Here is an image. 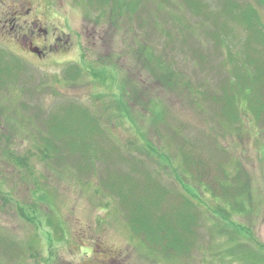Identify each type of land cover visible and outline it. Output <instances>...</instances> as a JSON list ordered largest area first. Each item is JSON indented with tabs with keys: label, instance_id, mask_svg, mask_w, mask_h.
I'll use <instances>...</instances> for the list:
<instances>
[{
	"label": "rangeland",
	"instance_id": "obj_1",
	"mask_svg": "<svg viewBox=\"0 0 264 264\" xmlns=\"http://www.w3.org/2000/svg\"><path fill=\"white\" fill-rule=\"evenodd\" d=\"M30 7L60 12L51 21L72 32L71 49L25 60L0 43V121L9 128L0 143L12 144L32 167L17 176L0 166V264H108L113 257L114 264H264V0H0V9ZM246 7L255 13L252 23ZM97 61L113 63L121 90L130 87V101L119 97L116 107L126 102L125 113L108 104L110 87L101 85L113 68L91 71L94 77L71 71ZM247 87L251 94L242 98ZM225 97L236 104L231 118ZM78 106L95 117L96 131L71 120ZM42 117L109 148L115 162L101 164L110 171L100 163L94 173L71 168L80 177L72 179L47 169L33 145L34 130L47 131ZM185 152L210 166L219 162L229 183L242 172L241 210L224 203L218 187L213 195L201 186ZM119 153L141 162L130 168ZM208 170L204 183L216 173ZM34 176L51 190V216L37 202ZM127 176L139 184L131 195L143 194L142 205L157 206L156 214L188 196L192 219L178 251L144 243L128 224L127 207L101 180L121 185Z\"/></svg>",
	"mask_w": 264,
	"mask_h": 264
},
{
	"label": "trees",
	"instance_id": "obj_2",
	"mask_svg": "<svg viewBox=\"0 0 264 264\" xmlns=\"http://www.w3.org/2000/svg\"><path fill=\"white\" fill-rule=\"evenodd\" d=\"M248 9V13H243L246 20L252 23V19L255 18V13H252L249 10H253L250 7H246ZM256 27V25H254ZM259 31V30H258ZM261 31V30H260ZM261 34L264 36V29H262ZM145 48H140V51H144ZM146 52V50H145ZM147 61H151L150 59H147ZM152 62V61H151ZM150 62V63H151ZM88 69H83V67L79 63H75L74 67H72L71 71L75 75H88L92 76L91 71H99V69H102V72H111L113 70V76L111 81H106L102 79V84L105 87H110V93L108 95L109 98V105L112 107H115V111L122 114L125 113L123 110V106L126 105V102L123 106L120 105L119 108H116L117 105H119L120 100L119 97L123 100L127 99L130 101V87H124V90H121V84L117 81V77H115L116 68L113 63L104 64L102 62H95V63H88ZM98 66V67H97ZM110 68H113L112 70ZM110 76V75H109ZM108 76V80L110 79ZM94 77V76H92ZM102 78V75H101ZM169 77H166V80H168ZM118 82V83H117ZM240 85V82H239ZM249 85V84H248ZM113 89L117 90L114 91ZM139 89V88H138ZM137 89V90H138ZM230 89L232 87L230 86ZM233 90V89H232ZM195 91V90H194ZM123 92V93H122ZM193 92V90H192ZM251 94L250 87L242 88L241 93L239 95H242V98L249 97ZM103 93H97L96 97H102ZM234 96V95H233ZM140 98H144V96H141ZM225 105V111H230V118L233 113H236V104L233 103V101H229L227 97ZM118 100L117 103L115 101ZM116 105V106H115ZM0 106L2 108V104L0 103ZM122 107V108H121ZM79 109V112H74L76 114V117L71 116V120L73 118L79 117L81 124L85 129H88L90 131H96V128H92L90 124L97 123L95 120V117L88 113V111H85V108L83 107H76ZM238 108V107H237ZM83 109V110H81ZM162 111H165V109H162ZM260 111L257 110L255 112V116L257 118L259 117ZM16 115V113L14 112ZM168 114V112H166ZM43 118V117H42ZM78 119V118H77ZM45 123H47V131L44 134L43 131H40V129L34 130V134L36 140L34 139L33 145L36 147V154H38V161L42 162L46 165L47 169H51L54 171L64 172L68 177L70 176L72 179L78 178L79 175H74L71 168L76 170L77 172H83L84 169H87V171L93 172L95 170V167L93 164L97 163H107L109 160L106 161V159H112L113 163L115 162V159L112 158L111 150L108 148H104L103 144H97V146L93 147L91 143L87 142L85 139V135L81 134L78 129V127H66V126H60L58 123L48 125L49 119H42ZM79 121V120H78ZM50 123V122H49ZM29 125V123H28ZM13 126V125H12ZM9 124V127L11 129L12 127ZM6 129H9L7 126L3 127V131ZM50 129V130H49ZM99 133H102L99 129ZM102 134L104 136H102ZM99 137V139L103 138V141L107 140V136L104 132ZM51 135V136H50ZM5 137H8L7 134L4 135ZM1 137V136H0ZM76 137V138H75ZM81 137V138H80ZM106 139V140H105ZM12 144H9V142L3 144L0 143L1 149H0V166L2 167V164L4 162L5 165H8L9 168L13 170V175L16 174L18 176L19 173L23 172L25 169L31 170L30 165L25 166L26 158L24 156H16L17 154L16 150L10 149V146ZM97 149V152H96ZM186 157V161L188 164L187 169H191L190 165H195V173L197 181L203 186L204 189H207L212 192L213 195H217L213 193V190L215 187H218L220 190V197L224 199V203L232 204V208L239 203V210L242 209V201L237 200L239 196V200H241V197L243 196L244 192L247 190V186L245 182H242V172H239V181H238V175H234L235 180L233 183H229L227 178L225 177L226 173L224 172V169L222 165L219 162H214L212 166H210L209 160L202 159L200 157L189 155L188 153H184ZM126 154H118V159L122 160L123 162H127L129 164L130 168H136L135 163L141 162V158H133L130 160L128 158V155ZM5 157V158H4ZM195 158V159H194ZM131 162H134L132 165ZM112 164V163H111ZM140 164V163H139ZM212 167V168H211ZM64 168L68 169V173L65 171H61ZM58 169V170H57ZM212 169V172H216L212 176V180L209 182H203L202 178H205L204 172L208 173L209 170ZM105 171L104 174L108 173L110 171V168L107 166L101 164L100 165V171ZM146 169H141L140 173H146ZM223 173L225 174H222ZM226 171V169H225ZM119 173L118 171H115ZM227 172V171H226ZM30 173V171H29ZM176 174V172H174ZM32 174V173H31ZM174 174V175H175ZM177 175L175 176V178ZM34 186L36 187V193L40 192L41 194L38 195V201H42V203L45 204L46 208L49 210V215L51 216V212L54 210V207L52 206V201L50 199L49 192L51 191L46 185L43 187H39L38 185V179L34 176ZM102 182L105 184V182L108 183L110 186L109 188L112 189L113 193L117 196V198L120 199L121 204L125 205L127 207V221L128 224H130V227L133 229V231L138 232L139 235H142L141 238L144 243L150 246V248H161L165 251V253H168L171 250H179L182 243V234L185 231L186 234L189 233V228L187 227L189 221L192 219V212H191V203L188 200V196H183V199L179 203L180 205H176L177 207H173V210L170 212L164 211L163 214H156L155 208L157 206H143L140 199L143 198V194L140 195V197L134 195H131L132 192H135L136 190H139V184L132 180L130 177H125L124 179H121V185L117 184L111 180L108 179H101ZM231 180V178H230ZM228 182V183H226ZM180 184L182 186V182L180 181ZM213 186H210V185ZM216 185V186H215ZM160 190H166L163 188V186L158 185ZM50 190V191H49ZM159 190V191H160ZM218 189L215 191L217 192ZM131 192V193H130ZM138 192V191H137ZM164 192V191H162ZM160 196L162 198V193H160ZM182 197V195H181ZM4 198V197H3ZM185 198L188 200H185ZM6 199V198H4ZM38 205V204H37ZM37 209V207L33 208ZM221 210H224L223 215L225 214L224 218H227L228 210L224 208V205L222 206ZM43 213V212H39ZM21 216L24 218H29L28 221H33V217L30 218L27 216L26 213H24V210L21 212ZM32 216V215H31ZM185 245L187 244V239H184ZM111 259V258H110ZM109 259V260H110Z\"/></svg>",
	"mask_w": 264,
	"mask_h": 264
},
{
	"label": "flooded vegetation",
	"instance_id": "obj_3",
	"mask_svg": "<svg viewBox=\"0 0 264 264\" xmlns=\"http://www.w3.org/2000/svg\"><path fill=\"white\" fill-rule=\"evenodd\" d=\"M51 13L60 12L51 8L0 9V43L14 55L22 56L25 60H41L54 52L69 51L72 32L65 33L59 26H55L51 21ZM33 50L38 51L39 54ZM2 128L0 121V134ZM114 258L108 260L107 263L114 264Z\"/></svg>",
	"mask_w": 264,
	"mask_h": 264
},
{
	"label": "water",
	"instance_id": "obj_4",
	"mask_svg": "<svg viewBox=\"0 0 264 264\" xmlns=\"http://www.w3.org/2000/svg\"><path fill=\"white\" fill-rule=\"evenodd\" d=\"M32 50V49H31ZM35 53H37V54H39V52L38 51H35V50H33Z\"/></svg>",
	"mask_w": 264,
	"mask_h": 264
}]
</instances>
